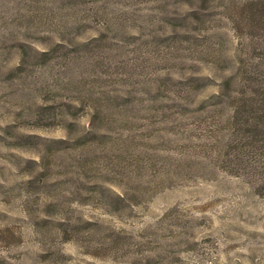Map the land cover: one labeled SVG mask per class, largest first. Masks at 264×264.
<instances>
[{
	"label": "rangeland",
	"instance_id": "374dc122",
	"mask_svg": "<svg viewBox=\"0 0 264 264\" xmlns=\"http://www.w3.org/2000/svg\"><path fill=\"white\" fill-rule=\"evenodd\" d=\"M0 264H264V0H0Z\"/></svg>",
	"mask_w": 264,
	"mask_h": 264
},
{
	"label": "trees",
	"instance_id": "16d2710c",
	"mask_svg": "<svg viewBox=\"0 0 264 264\" xmlns=\"http://www.w3.org/2000/svg\"><path fill=\"white\" fill-rule=\"evenodd\" d=\"M248 21H249V19H248ZM234 79L236 80V78H235V76L233 74L232 75H228L226 77V84L230 85V83H232L234 81Z\"/></svg>",
	"mask_w": 264,
	"mask_h": 264
}]
</instances>
